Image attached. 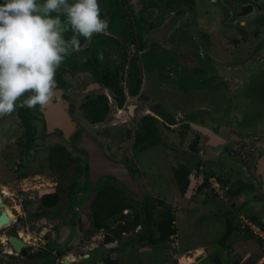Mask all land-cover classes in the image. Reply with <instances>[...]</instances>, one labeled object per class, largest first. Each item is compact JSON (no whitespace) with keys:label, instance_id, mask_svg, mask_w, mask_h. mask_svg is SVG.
<instances>
[{"label":"rangeland","instance_id":"rangeland-1","mask_svg":"<svg viewBox=\"0 0 264 264\" xmlns=\"http://www.w3.org/2000/svg\"><path fill=\"white\" fill-rule=\"evenodd\" d=\"M189 11L191 12L190 9ZM200 21L209 24L210 17L201 18ZM185 22L184 18L179 20L181 24L185 25ZM236 29H238V25L225 24L220 17H217L215 31L212 35V44L215 46H207L205 41L199 38V28L195 32L192 31L193 36L197 37L196 49L198 48L199 55L206 59L205 63L209 67L205 75L208 79H212V82L207 79L211 85L199 89L194 87L185 92L179 89V74H177L178 76L175 75L171 78L172 83L167 82L168 84L164 87L166 89L161 91L163 94L159 93L156 99L166 103L167 110L179 121L192 120L197 124L208 126L224 136H227L231 131L240 132V130L255 131L264 135V96L256 92L245 98L246 91L242 89L241 77L244 60V53L241 49L245 47V43L241 41L243 35L240 34V31L234 33ZM174 36L176 39L177 35ZM234 39L238 42L234 43ZM180 46V43L176 41L173 49L177 55L181 49L189 53L193 42ZM252 49L253 44L248 49V56L251 54L250 58L254 59ZM188 57V59L181 57L180 63H188V66L191 67L195 58L194 55ZM209 57L211 60L213 58L217 60H214L215 62L207 61ZM179 65H175L176 69L184 74L185 71ZM260 69L264 71V68ZM187 70L189 71V69ZM250 72H254V70ZM189 83L191 82L189 81ZM244 86L246 85L244 84ZM126 118H129L128 113L123 116L120 114L117 119ZM179 121L178 125H180ZM86 125L91 133L101 139L112 156L126 154L134 161L137 178L144 193L154 203L152 204L154 217L167 209L177 216V237L170 240L168 246L166 243L148 246L142 242L140 237L145 232L155 230L156 227L151 224L148 228L139 227L137 231L134 230L128 235H123L125 238L115 241V251L111 252L110 256L119 259L121 264H164L174 260L179 263L178 259L174 258L170 252L172 250L171 242H177L178 247L174 248L176 256L184 253L188 259L193 260L198 257L197 249H204L208 245L219 243L227 231L228 220L233 222L235 220L240 224V229L230 238L231 247L225 250L222 247L220 250L224 264H235V260H239L236 264H264L263 245L246 226V220H251L249 214L256 215L264 223V199L260 201L252 198L253 194L260 192V189L254 179L241 166L240 160L230 151L231 148L228 146H205L206 138L194 129H185L181 125L170 129L160 125L161 145L146 147L139 153L138 159V157L132 156L133 140L125 137L126 131L123 124L110 128L108 132H98L88 123ZM47 138L44 140L45 142H42L43 140L39 142L35 149L36 152H33L30 158H24L26 162L20 160V156L16 152L6 155L11 148H0V157H2L0 158V182L5 186L6 193L13 194L17 200L13 202L17 204H21L17 196L24 193L25 198L21 207L17 206L23 212V224L27 222V225L37 233L41 227H47L52 231L51 235L46 234L48 238L36 237L35 242L39 245H32L30 251H37L44 247L49 248V245L50 248L47 250L45 258L40 255L39 258L35 256L33 259H28L21 255L4 252L7 248L8 252L14 253L7 243L1 244L5 248L1 247L0 264H50L51 255L56 254L55 249L66 250V247L75 249L85 239L94 242L95 233L101 239L105 238L103 230H95L93 218L88 210L93 192L84 196L78 207L71 208L68 199L69 188L75 179L74 169L68 168L63 173L53 172L47 158V144L51 143L49 142L50 138ZM1 139L5 140L4 137ZM193 141L198 143L195 153L193 148H190ZM68 149L74 156H79L76 150L70 147ZM4 156L8 157L4 158ZM183 164L189 165L191 171L193 169L186 191H182L178 186L174 174V168ZM205 174L208 176L220 175L226 186L230 188L236 187L239 179H242L246 183H252L254 189L241 193L233 200L228 195L226 198H219L211 192H207L206 188L199 192L197 188L208 177ZM86 181L85 177H80L78 185L86 183ZM57 190L62 195L61 205L58 206V209L56 208L57 211L54 210L55 213H52L53 210L43 212L51 223L43 222L40 217L28 219L30 212L37 208L35 204H39L41 195ZM135 205L138 207L137 210L141 211L136 202ZM60 207L63 209L60 210ZM125 213H128V219H133L136 209L127 210ZM78 214L80 215L78 224H82V226L77 225ZM110 222L115 225L117 218H112ZM77 226H80V230ZM57 227L59 228L57 229ZM73 229L79 231L78 236L72 234L73 232L70 233ZM30 232L33 234L32 231ZM3 235L6 237L7 229L0 230V239ZM32 236L30 235L31 238ZM52 245L53 248H51Z\"/></svg>","mask_w":264,"mask_h":264},{"label":"flooded vegetation","instance_id":"flooded-vegetation-1","mask_svg":"<svg viewBox=\"0 0 264 264\" xmlns=\"http://www.w3.org/2000/svg\"><path fill=\"white\" fill-rule=\"evenodd\" d=\"M3 2L4 0H0V4ZM39 2L42 3L43 0H39ZM99 5L101 18L109 21L107 34H94L90 41L80 37L83 50L68 56L58 68L55 76L57 87L54 90L55 94L51 103L43 109L39 106L33 109L19 107V103L28 95L25 94V97L17 102L16 110L13 113L0 117V148H11L6 155L16 152L19 154L20 160L26 162L24 158H30L33 152H36L35 149L38 147L39 142L41 140L45 142L44 140L48 139L47 137L50 138L49 142H51L50 144L46 143L49 164L51 163V150L56 145L65 147L71 154L72 152L68 147L79 153V156L72 155L79 158V163L83 169L87 165V174L81 176L85 177L87 181L78 185L76 191H69L68 200L71 208L78 207L82 198L90 195L94 191L93 189L96 188H90L91 182L90 189H82V185L87 184L90 179L88 176L87 152L78 147L82 140V130H89L86 123L96 128L98 132H108L110 128L123 124L126 131L125 137L133 140L132 156L138 157V159L142 149L137 150L135 142L139 134L143 135L150 124L156 126L159 135L161 132L160 125L170 129L181 125L185 129L196 130L189 124V122L194 121H179L167 110L166 103L157 100L156 96L159 93L160 95L163 94V90L166 89L164 87L168 83H172L171 78L175 75L178 76L177 74H179V89L185 92L194 87L199 89L211 85L212 79H208L205 75L209 68L205 63L206 59L202 58L199 55L198 48L196 49L197 37L193 36L192 31L195 32L197 28H199V38L205 41L207 46H215V44H212V35L215 31L217 17H220L225 24L238 25V29L234 33L240 31V34L243 35L241 41L245 43V47L241 49L244 53L241 77L242 89L246 91L245 98L256 92L264 96V71L260 69L264 68V0H99ZM52 15L55 16L56 13H52ZM207 17H210V23H201V18ZM182 18L186 21L185 25L179 23ZM71 35L72 32L69 31L65 33V38H70ZM174 35H177L176 39H174ZM176 41L181 46L193 42L192 48L188 51L195 58L191 67L188 66V63H180L181 57L188 59L190 55L182 49L179 50L181 52L177 55L175 49H173ZM237 42L234 39V43ZM252 44L254 59L250 58L251 54L248 56V49ZM100 51L103 52V61L97 58ZM82 57L87 58L86 62L81 61ZM207 59L210 62L217 60L215 58L211 60L210 57ZM176 64H180L179 66L185 71L184 74L180 73L181 71L178 72L175 67ZM252 70L254 72L256 70V72H250ZM53 113L60 116V118L64 114L70 115L79 125V128L76 127L73 131H69L71 130L69 126L71 124H63V122L49 125ZM126 113H128L129 118L117 119L120 114L123 116ZM178 121L180 125H178ZM240 132L242 136H247V132H244V130H240ZM93 135L105 149L109 158L117 161L124 160L134 176L137 177V169H135L134 161L130 156L126 154L117 157L112 156L101 139L96 134ZM1 137H4L5 140ZM160 137L161 142L155 146L161 145L162 136L160 135ZM195 142L193 141L190 145L194 153L197 151L198 144L196 142L193 145ZM191 172H193V169ZM109 179L120 185L116 179L108 176L102 177L99 183ZM0 184L2 183L0 182ZM3 187L2 184V192L7 195L12 203L11 211L14 217L11 223H15L17 231L22 228L25 233L30 231L34 233L35 231L27 225V222L23 224V212L20 208L18 209L25 198L24 193L17 196L21 201V204H17L13 202L17 201L13 194L11 192V194L6 193ZM125 190L136 203L147 204L146 197L148 196L145 193L144 201H141L135 193L126 188ZM149 201L154 204L151 199ZM61 203L62 200L57 206L43 209L39 201V204H35L37 208L33 209L38 214L33 217H40L43 222L51 223L43 212L53 210L52 213H55L56 208L58 209ZM62 209L63 207H60V210ZM71 216L73 215L71 214ZM29 217L28 219L33 218ZM77 219V225H80L78 224L80 223L79 214ZM120 222L117 220L116 224ZM1 226L0 224V230L7 229L8 234L9 227ZM77 227L80 230V226ZM139 227L143 229L144 225H139L135 230L137 231ZM24 232H22V236H25L27 240L32 239L30 237V235L32 236L31 232L28 235H25ZM71 232L77 234V236L79 234V231H75V229ZM129 233L124 232L123 234L128 235ZM36 237L39 236H34V238ZM93 239V243H102L106 246L105 238L101 239V237L95 235ZM2 241L6 242L5 235L1 237L0 242L2 243ZM88 241L89 239H85L79 246H84ZM112 247L114 248V244L110 246L111 252ZM47 248L44 247V249ZM66 248L68 252L64 256H70L72 247ZM40 250L30 252H36V258H39ZM198 250L196 253L199 257H202L203 252H198ZM63 257L61 258L62 261ZM218 257L222 258L221 253ZM104 259L95 264H104ZM55 262L54 264H63L60 259ZM50 264H53L52 259Z\"/></svg>","mask_w":264,"mask_h":264},{"label":"clouds","instance_id":"clouds-1","mask_svg":"<svg viewBox=\"0 0 264 264\" xmlns=\"http://www.w3.org/2000/svg\"><path fill=\"white\" fill-rule=\"evenodd\" d=\"M108 28L99 0H4L0 4V117L13 113L25 94L19 107L48 106L57 87L58 68L68 56L83 50L80 37L90 41L94 34H107ZM69 31L71 37L65 38ZM97 58L103 61L102 51Z\"/></svg>","mask_w":264,"mask_h":264},{"label":"trees","instance_id":"trees-1","mask_svg":"<svg viewBox=\"0 0 264 264\" xmlns=\"http://www.w3.org/2000/svg\"><path fill=\"white\" fill-rule=\"evenodd\" d=\"M186 127H188V125H186ZM160 142L161 137L159 135L158 129L154 124H150L143 135L139 134V137L135 142V146L137 150H143L148 146H155ZM195 144L196 142L193 143V145ZM51 154L52 156L50 159V165L51 168L55 170V172L63 173L68 168L74 169L75 179L71 184L69 191H76L78 186V179L83 174H87V165L85 169H83L81 167V164L79 163V158H75L70 152H68L65 147L61 145H56L55 148L51 150ZM191 173V167L187 164H183L180 167L174 168L176 183L178 184V186H180L182 191H186L188 189L190 184L189 177ZM205 176L208 175L205 174ZM89 185H91L90 179L87 184L82 185V189H90ZM207 185L208 177H206L204 182L197 188V191H203L207 187ZM253 189L254 186L252 183H246L242 179H239L236 187H229L227 195L233 200L241 193ZM93 190V197L89 202L88 210L93 218V225L95 230H103L105 232L106 246L110 247L117 239H122L124 237V232L129 233L131 231H134L139 225H144V227L148 228L151 224H153L156 227L155 230H151L149 232L147 231L140 237L142 242L148 246H155L159 243H166L168 246L169 241L171 240V236L177 234L178 228L176 226V214L170 209H167L166 211L161 212L157 217H154L155 213L152 209L153 205L152 203H149L150 201L148 197H146V205H142L137 202L141 209V211H139L137 210L138 207H136L135 205L136 201L133 200L128 193H126L125 188L112 182L111 179L103 182L100 181V183ZM61 200L62 195H60L58 190L52 191L50 193H46L41 197L40 206L43 209H49L51 207L57 206L61 202ZM133 208L136 209L134 218L128 219V213H125V211L131 210ZM37 214V211L30 212V217H33ZM115 217L121 222L114 225L110 221ZM249 218L253 222L261 225L264 228V223L256 215L249 214ZM73 223L75 224L74 220ZM80 226H82V224ZM58 228L59 227H57V229ZM239 229V223H236L235 220L234 222L232 220H228L227 231L219 242L223 246V250L231 247L230 238ZM249 229L248 232L250 231ZM255 237L258 239L259 243L262 244V240L257 236ZM51 248H53V245ZM55 250L56 254H52L53 264L56 263L55 261L57 259L62 258L68 252L67 249L62 250L59 248ZM114 250L115 249L112 247V252H114ZM46 253H48L47 249L42 248L39 252V255L45 258ZM237 262H239V260H235V264ZM104 264H121V262L119 259L113 258L109 255L104 259ZM164 264H178V262L174 260L172 262H165ZM217 264H224V261L221 257H218Z\"/></svg>","mask_w":264,"mask_h":264},{"label":"water","instance_id":"water-1","mask_svg":"<svg viewBox=\"0 0 264 264\" xmlns=\"http://www.w3.org/2000/svg\"><path fill=\"white\" fill-rule=\"evenodd\" d=\"M51 116L49 125L63 122V124H71L69 125L71 130L69 131H73L76 127L79 128V125L68 114L61 115L62 118L55 115V113ZM189 124L206 138L205 146H228L231 148L230 151L240 160L242 167L254 179L260 189V192L253 194L252 198L262 201L264 199V135L252 131L253 133L247 132V136H242L241 132L231 131L227 136H224L208 126L194 122H189ZM78 147L85 150L88 155V176L92 182L91 189L97 186L102 177H113L120 185L135 193L141 201H144V192L140 181L134 176L126 162L109 158L105 149L89 130H82V140ZM7 208L11 209L12 203L6 194L2 192V184H0V223L1 227H9L8 234L5 237L6 243L17 255L33 259L37 253L30 252L31 243L21 235V231H17L15 223H11L13 219H11ZM47 233L51 235L52 231L48 230L47 227H41L40 231L38 233L34 232L33 235L48 238ZM222 247L220 243H214L204 249H199L198 252H203L204 255L202 257L198 256L188 264H217L216 260ZM2 248L5 247L2 245ZM110 253V247L104 246L102 243L95 244L88 241L84 246L73 249L70 256H64L63 264H95L109 256Z\"/></svg>","mask_w":264,"mask_h":264},{"label":"built area","instance_id":"built-area-1","mask_svg":"<svg viewBox=\"0 0 264 264\" xmlns=\"http://www.w3.org/2000/svg\"><path fill=\"white\" fill-rule=\"evenodd\" d=\"M228 189H229V187L226 186L225 182L221 179L220 175L213 174V175L208 176V185L206 187L207 192H211L213 195H216L219 198H226ZM246 222H247L246 226H248L250 228L252 233L262 240V245H263L262 249L264 250V228L261 225L255 223L251 220L250 221L246 220ZM28 233H30V232H28ZM176 237H177V234L172 235L170 239L172 240ZM40 239H42V238L40 237ZM35 240H37V238H34V236H32V239H29L28 241L33 246L39 245L37 242H35ZM5 243L6 242H4V241H2V243L0 242V253L2 250L1 244H5ZM171 245H172V250L170 252L173 254L174 258L178 259L179 264H188L191 261L190 258L189 259L187 258L186 254L182 253V254H180V256L179 255L176 256V252L174 251V248L178 247L177 242H171ZM4 252L9 253L7 250H5ZM9 254L17 255V253H15V252L9 253ZM182 259H184V260H182ZM60 262L63 263L62 260H60Z\"/></svg>","mask_w":264,"mask_h":264},{"label":"bare ground","instance_id":"bare-ground-1","mask_svg":"<svg viewBox=\"0 0 264 264\" xmlns=\"http://www.w3.org/2000/svg\"><path fill=\"white\" fill-rule=\"evenodd\" d=\"M5 187V186H4ZM4 187H3V190H4ZM7 196V195H6ZM7 210H8V213H9V215H10V217H11V219H13V217H14V215H13V213H12V211H11V209L10 208H7ZM1 224V223H0ZM22 232H24V231H22L21 230V235H22ZM25 233V232H24ZM27 235L29 234V233H26ZM25 237V236H24ZM9 247V246H8ZM11 248V247H10ZM6 250L8 251V249L6 248ZM10 253V252H9Z\"/></svg>","mask_w":264,"mask_h":264},{"label":"crops","instance_id":"crops-1","mask_svg":"<svg viewBox=\"0 0 264 264\" xmlns=\"http://www.w3.org/2000/svg\"><path fill=\"white\" fill-rule=\"evenodd\" d=\"M95 235H96V233L94 234V237H95ZM114 243H115V242H114ZM114 243H113V244H114ZM72 250H73V249H71V252H72ZM71 252H70V253H71ZM70 253H69V254H70Z\"/></svg>","mask_w":264,"mask_h":264}]
</instances>
